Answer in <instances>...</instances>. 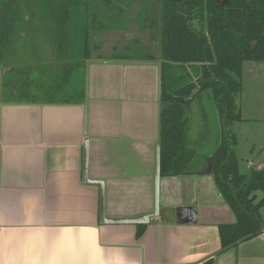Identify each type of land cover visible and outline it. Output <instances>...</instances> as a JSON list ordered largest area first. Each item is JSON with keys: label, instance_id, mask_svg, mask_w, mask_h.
Wrapping results in <instances>:
<instances>
[{"label": "crops", "instance_id": "crops-1", "mask_svg": "<svg viewBox=\"0 0 264 264\" xmlns=\"http://www.w3.org/2000/svg\"><path fill=\"white\" fill-rule=\"evenodd\" d=\"M154 59L91 57L84 85L43 100L18 98L13 78L6 89L17 69L0 64V264H264V232L222 251L219 226L235 217L211 175L213 152L197 160L190 141L186 173L160 177L158 216L101 223L85 142L106 218L154 212L163 80L199 76V65Z\"/></svg>", "mask_w": 264, "mask_h": 264}, {"label": "trees", "instance_id": "trees-1", "mask_svg": "<svg viewBox=\"0 0 264 264\" xmlns=\"http://www.w3.org/2000/svg\"><path fill=\"white\" fill-rule=\"evenodd\" d=\"M161 3L163 67L168 63L199 65L198 79L183 87L176 88L178 80H163L161 176L183 175L193 162L195 151L189 148L188 139L189 106L207 92L220 126V143L211 155V175L235 217L233 224L219 226L222 251L230 250L264 232V199L257 201V193L264 192V170L241 173L237 136L232 129L234 123L245 121L238 105L243 64L264 62V0H231L226 6H220L218 0ZM37 4L41 25L51 23L54 27L56 56L66 62L63 82H70L72 75L90 60V33L102 22L92 17L89 0H58L52 18L46 2L37 0ZM22 21L23 14L13 15V10L0 20V64Z\"/></svg>", "mask_w": 264, "mask_h": 264}, {"label": "rangeland", "instance_id": "rangeland-1", "mask_svg": "<svg viewBox=\"0 0 264 264\" xmlns=\"http://www.w3.org/2000/svg\"><path fill=\"white\" fill-rule=\"evenodd\" d=\"M92 8L109 27L92 41L93 59H111L113 55L143 60L147 55L161 58V0H90ZM120 3L124 10L115 7ZM30 19L21 23L1 64L16 68L6 78V89L12 81L21 91L18 98L43 100L66 98L63 91H73L75 85H84L82 70L72 75L70 82H63L65 61L58 60L54 44L45 30L40 29L37 16L31 12ZM110 9L117 16L110 14ZM107 16V17H106ZM37 19V20H36ZM36 20V21H35ZM32 22V23H31ZM31 23V24H30ZM102 31V30H101ZM20 32V33H19ZM96 44L100 49H95ZM114 58V57H113ZM242 92L238 105L245 121L234 123L237 136V158L241 172L248 174L264 161V62H245L242 71ZM16 78V79H14ZM187 80V78H185ZM190 80L176 85L183 87ZM62 86V88H59ZM189 141L197 152L196 159H204L220 143V126L214 104L207 92L190 104ZM264 199V192L257 193V201ZM264 217V209L261 210Z\"/></svg>", "mask_w": 264, "mask_h": 264}, {"label": "flooded vegetation", "instance_id": "flooded-vegetation-1", "mask_svg": "<svg viewBox=\"0 0 264 264\" xmlns=\"http://www.w3.org/2000/svg\"><path fill=\"white\" fill-rule=\"evenodd\" d=\"M41 1L46 2L45 5L50 8L48 10L49 11L48 13H50L49 18H52L53 17V12H54V7L57 5L58 0H41ZM103 1H108L109 2L110 0H103ZM89 2L91 4V1L90 0H89ZM114 6L115 7H119V10L120 11L124 10L123 6L120 5V3L119 4L118 3H115ZM29 7H32L31 8V12L33 14H35L37 16V19H38L39 15H38V11H37V7H38L37 0H0V20L3 17H5V14L8 11L13 10V15H18L19 13H22L23 14L24 21H22L21 23L25 24L26 21H28L30 19V15H31V13L28 11V8ZM91 13H92L91 15H92L93 18H94V16H96V19H99V21L102 22L101 23L102 26H95V28L90 33V35H91V39L89 41V48H90V53H91L90 59L92 57V51H93V48L91 46L92 41L94 39L93 37L95 36V40H96V34H97V36H99L100 33L103 32V31H105L108 28V26H109V24H107V26H106L105 25L106 23L103 22L102 19L99 17L98 13L94 11V9L92 8V4H91ZM109 13L110 14H114V16L115 15L117 16V13H115L114 10H111L110 9V12ZM37 21L39 23L40 29L45 30V32L50 37V39L52 41V44H54L55 51H56V40H55V34H56V32L54 30V27H52L51 23H50L49 26H43V25H41L39 19ZM17 30H16V32H17ZM95 49L99 50L100 49V46H98L96 44ZM111 59H113V60H125L126 61V60H129L130 58H127L126 56H122L121 57V56L113 55Z\"/></svg>", "mask_w": 264, "mask_h": 264}, {"label": "water", "instance_id": "water-1", "mask_svg": "<svg viewBox=\"0 0 264 264\" xmlns=\"http://www.w3.org/2000/svg\"><path fill=\"white\" fill-rule=\"evenodd\" d=\"M231 0H218L220 6H226ZM257 171L264 170V161L254 168ZM212 165L210 160V172ZM160 177H161V146L157 147V170L155 177V208L154 212L132 218H106L105 214V183L101 180L88 177V141L84 145L83 179L86 184L98 185L100 187V221L102 224H137L146 225L153 217L159 215L160 204Z\"/></svg>", "mask_w": 264, "mask_h": 264}]
</instances>
